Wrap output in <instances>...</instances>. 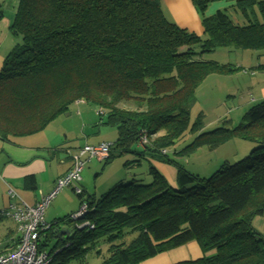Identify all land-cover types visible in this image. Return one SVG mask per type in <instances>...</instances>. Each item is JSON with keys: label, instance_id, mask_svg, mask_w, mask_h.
<instances>
[{"label": "trees", "instance_id": "obj_1", "mask_svg": "<svg viewBox=\"0 0 264 264\" xmlns=\"http://www.w3.org/2000/svg\"><path fill=\"white\" fill-rule=\"evenodd\" d=\"M209 2L192 0L203 31L197 36L167 19L162 0L17 1L9 33L20 43L0 69V139L39 133L83 100L101 112L102 125L116 130L104 162L132 152L176 168L173 187L151 167L149 183L119 184L98 198L76 184L75 196L79 206L86 203V212L74 222L71 214L56 221L70 234L53 245L49 264H69L91 250L104 254L100 264H138L189 242L203 255L211 250L215 255L175 264H264V231L251 227L264 213V99L235 126L224 118L221 127L204 131L200 115L189 118L204 77L235 70L199 55L217 48L264 49V0H238L206 16ZM122 103L135 108H120ZM187 133L193 140L176 151ZM142 137L147 144L141 152L131 151ZM234 139L248 142L249 153L222 163L207 178L168 158L171 149L185 157ZM126 233L135 234L128 243L121 241ZM45 234L42 251L53 237L52 231Z\"/></svg>", "mask_w": 264, "mask_h": 264}, {"label": "crops", "instance_id": "obj_2", "mask_svg": "<svg viewBox=\"0 0 264 264\" xmlns=\"http://www.w3.org/2000/svg\"><path fill=\"white\" fill-rule=\"evenodd\" d=\"M17 1L18 0H7L5 3V7L12 10L13 16ZM236 1L238 0H210L205 15L211 16L219 10L232 6ZM162 5L163 8L171 13L172 19H170V21H172V23L180 28L200 33V18L197 15L192 0H164ZM1 15L2 13L0 11V18ZM5 38V33L0 31V45L4 42ZM4 57L5 55L0 54V69ZM263 99L264 97L259 100L261 101ZM83 106H76L77 110L75 111V115H84V112L80 110V107ZM94 115L97 116L96 113ZM68 118L69 117L67 116L64 120H67ZM81 119H83L84 122L80 123L79 132L77 130L69 132L70 128L68 127H61L60 129L62 131L53 128L46 132L47 127L49 126L48 124L44 130L34 135L13 138L11 141L7 142L0 139V210L7 208L9 204L16 203L17 201L16 199L9 197L8 188L12 189L17 197L25 204L33 206L39 200L40 195L50 193L54 189L56 179L68 171L71 164L70 154L72 151L86 144L96 145L102 142H115L116 130L112 126L102 125L104 121L103 118L100 119L98 117V121L94 120V116L89 117L88 121L87 118L84 117ZM230 123L232 124L231 120ZM103 127L109 129L106 130L108 131L107 136L112 133L114 134V139H106L105 137L101 139L93 138L101 133L100 131ZM73 141H76L77 144ZM145 157L149 160V168H154L167 181V183L173 187L176 180V168L172 163H165L161 160L158 161L152 157L150 160L146 155L144 158ZM147 178H149L150 181V175L149 177L147 176ZM79 186L87 196H101L97 195V191L92 192V195L91 191H88L87 187L83 185V180H81ZM68 188H70V190ZM78 208L79 199L73 194L72 187H64L56 194L55 198L45 210L43 221L46 224H51L54 221L56 222L57 220L76 212ZM55 224L56 230L67 227L64 223L56 222ZM251 227L256 233H263L264 213H260L254 217ZM52 233L53 237L49 238L48 246L47 248L45 247L46 252L52 243L55 245L57 242L61 241L59 239H54L56 231L53 230ZM69 234L67 236H69ZM45 235L46 234H41V238L43 239ZM66 237H63V239ZM131 237L133 239L135 234L129 235V238ZM17 241L18 233L15 224L10 220L0 219V254L12 250L16 246ZM101 244L99 242V245ZM52 250L53 249H51L50 252ZM57 252L58 250H55L54 254ZM95 253L96 251L91 250L83 259L70 261L69 264H100L104 254L97 256ZM214 255L215 250L208 251L203 255L199 246L195 242H189L178 248L146 259L138 264H175L184 260H194L202 256L208 258Z\"/></svg>", "mask_w": 264, "mask_h": 264}, {"label": "rangeland", "instance_id": "obj_3", "mask_svg": "<svg viewBox=\"0 0 264 264\" xmlns=\"http://www.w3.org/2000/svg\"><path fill=\"white\" fill-rule=\"evenodd\" d=\"M7 0H0V11L2 13L0 18V31L5 33L6 38L0 45V54L6 55L10 49L20 43V39L13 37L9 33V26L13 18V12L10 8L5 7ZM164 0H162V4ZM164 13L167 19H172L171 13L164 8ZM176 13V12H175ZM200 18L199 14L197 13ZM186 18V16H185ZM187 19V18H186ZM201 26V21H200ZM189 31V30H187ZM190 30L189 32H191ZM197 36H203L202 26L200 33L192 31ZM204 62H213L220 65H230L235 67V70L230 74L212 73L204 77V79L197 86L195 91V103L190 109V122H192L198 115L203 121V130L210 131L217 127H221L220 121L222 119L231 120V126L237 125L243 114L250 105L259 102L264 97V49L262 50H234L227 48H217L210 53H203L198 57ZM78 106L76 103L68 107L67 111L54 119L47 131L60 129L61 127H68L69 132L78 131L80 123L84 122L81 118L94 116V120L98 121V117L94 114L96 109L93 105L86 104L80 107L84 115L77 116L75 111ZM120 108L132 110L135 108L132 103H122ZM69 117L67 120L64 118ZM106 127L101 129L99 135L93 137L94 139H114V134L107 136ZM114 130V129H112ZM60 131H62L60 129ZM114 132V131H111ZM194 135L187 133L183 138L176 143L174 149L180 150L187 146ZM77 144L76 141H73ZM144 147L137 143L131 151L141 152ZM252 146L245 141L234 139L214 150H208L206 147H200L193 153L185 157H178L174 155L173 149L168 151V158L174 159L177 166H181L187 171L199 175V177L207 178L218 167L227 162L233 164L238 159L246 156L251 150ZM140 157L132 152L122 153L114 156L108 162L91 161L84 166V173L82 172L83 185L88 191H97V195H103L113 189L119 184L126 185L132 181H138L142 184L149 183V160L145 157L139 160ZM151 160V158H149ZM139 160V163L137 161ZM151 166V164H150ZM136 175V176H134ZM151 180V176H150ZM70 190V188H68ZM75 195V192L72 191ZM93 195V194H92ZM94 196V195H93ZM100 196H96L98 198ZM133 237V236H132ZM129 235L126 233L122 242L130 241ZM54 243H52L47 253H50ZM102 245V246H101ZM100 245V252H105L106 247L102 243Z\"/></svg>", "mask_w": 264, "mask_h": 264}, {"label": "built area", "instance_id": "obj_4", "mask_svg": "<svg viewBox=\"0 0 264 264\" xmlns=\"http://www.w3.org/2000/svg\"><path fill=\"white\" fill-rule=\"evenodd\" d=\"M75 103L85 105L83 100H78ZM96 114L99 116L101 112H96ZM146 144V137H142L140 145L145 146ZM111 146V143L102 142L96 145L86 144L74 150L70 154V169L56 180L54 189L46 195H40L39 200L33 206L25 204L12 189L8 188L9 197L17 201L0 210V219H7L15 224L18 241L12 250L0 254V264H49L51 257L46 251L40 250V239H42L41 234L44 235L55 230L56 226L46 224L43 221L45 210L56 194L64 187H72L75 193H80V189L76 187V184L81 182L85 164L91 160L104 161L109 155ZM165 153V150L161 151V154ZM86 208V203L83 202L78 210L69 216V221L74 222L82 217L86 212ZM85 225L87 223L76 226L83 228ZM90 227L92 228V226Z\"/></svg>", "mask_w": 264, "mask_h": 264}, {"label": "water", "instance_id": "obj_5", "mask_svg": "<svg viewBox=\"0 0 264 264\" xmlns=\"http://www.w3.org/2000/svg\"><path fill=\"white\" fill-rule=\"evenodd\" d=\"M56 234H54V239L62 240L63 237H66L69 234V229L67 227L60 228L59 230H55Z\"/></svg>", "mask_w": 264, "mask_h": 264}]
</instances>
